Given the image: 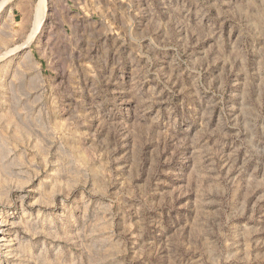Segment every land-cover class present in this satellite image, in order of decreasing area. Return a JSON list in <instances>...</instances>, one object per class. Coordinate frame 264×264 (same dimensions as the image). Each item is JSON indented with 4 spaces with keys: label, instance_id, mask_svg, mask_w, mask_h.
I'll use <instances>...</instances> for the list:
<instances>
[{
    "label": "rangeland",
    "instance_id": "obj_1",
    "mask_svg": "<svg viewBox=\"0 0 264 264\" xmlns=\"http://www.w3.org/2000/svg\"><path fill=\"white\" fill-rule=\"evenodd\" d=\"M5 3L0 264H264V0Z\"/></svg>",
    "mask_w": 264,
    "mask_h": 264
},
{
    "label": "bare ground",
    "instance_id": "obj_2",
    "mask_svg": "<svg viewBox=\"0 0 264 264\" xmlns=\"http://www.w3.org/2000/svg\"><path fill=\"white\" fill-rule=\"evenodd\" d=\"M44 12H45V7H44V4L42 5V7L40 8V15H41V18L39 20V22L37 23L36 27H35V30H34V35L38 33L39 29L41 28V24L43 22V19H44ZM34 37V36H33ZM32 37V39H33Z\"/></svg>",
    "mask_w": 264,
    "mask_h": 264
},
{
    "label": "crops",
    "instance_id": "obj_3",
    "mask_svg": "<svg viewBox=\"0 0 264 264\" xmlns=\"http://www.w3.org/2000/svg\"><path fill=\"white\" fill-rule=\"evenodd\" d=\"M5 1H6V3H7V0H5ZM27 1H28V0H25V2H27ZM3 2H4V1H3ZM6 3H5V4H6ZM5 4H4V6H5ZM22 4L25 5V4L22 2V3H21V6H22ZM4 6H3V7H4ZM19 9H20V8H19ZM15 11H17L16 8L14 9V12H15ZM37 23H38V22H37ZM35 27H36V25H35ZM34 30H35V28H34Z\"/></svg>",
    "mask_w": 264,
    "mask_h": 264
}]
</instances>
